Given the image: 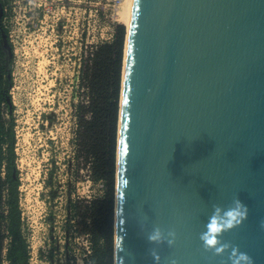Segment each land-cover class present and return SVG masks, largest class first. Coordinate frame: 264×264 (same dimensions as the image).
Here are the masks:
<instances>
[{
  "label": "water",
  "instance_id": "obj_1",
  "mask_svg": "<svg viewBox=\"0 0 264 264\" xmlns=\"http://www.w3.org/2000/svg\"><path fill=\"white\" fill-rule=\"evenodd\" d=\"M236 196L248 219L223 240L264 264V0H132L112 263L156 264L155 248L159 264H225L199 235L212 204ZM153 226L174 230L175 245L149 243Z\"/></svg>",
  "mask_w": 264,
  "mask_h": 264
},
{
  "label": "rangeland",
  "instance_id": "obj_2",
  "mask_svg": "<svg viewBox=\"0 0 264 264\" xmlns=\"http://www.w3.org/2000/svg\"><path fill=\"white\" fill-rule=\"evenodd\" d=\"M90 2L97 4V0ZM126 13L127 1L114 24L123 25ZM97 18L95 29L109 32L105 20L99 14ZM59 49L50 46L46 37L45 59L37 67L36 55L30 52L19 55L18 64L9 67L5 65L9 54L0 45V79L8 83L12 107L21 233L29 264H86L88 238L70 209L101 196L102 189L99 182L89 181L87 167L75 158L76 105L84 96L71 52Z\"/></svg>",
  "mask_w": 264,
  "mask_h": 264
},
{
  "label": "trees",
  "instance_id": "obj_3",
  "mask_svg": "<svg viewBox=\"0 0 264 264\" xmlns=\"http://www.w3.org/2000/svg\"><path fill=\"white\" fill-rule=\"evenodd\" d=\"M124 28L114 25L111 40L96 46L78 74L84 101L76 105L75 158L82 168L87 167L89 181L99 182L102 188L101 196L70 209L88 238L86 264H112L114 157ZM0 45L8 46L5 33H0ZM7 87L8 83L0 79V264L2 260L29 264L21 233L15 131Z\"/></svg>",
  "mask_w": 264,
  "mask_h": 264
},
{
  "label": "built area",
  "instance_id": "obj_4",
  "mask_svg": "<svg viewBox=\"0 0 264 264\" xmlns=\"http://www.w3.org/2000/svg\"><path fill=\"white\" fill-rule=\"evenodd\" d=\"M122 2L97 0L93 6L90 0H0V33H5L12 64H18L19 55L30 52L36 55L37 67L45 59L42 52L46 51L48 37L55 50L65 47L70 51L72 65L80 69L98 44L111 40L110 31L116 25ZM97 14L105 20L109 32L95 29L99 26Z\"/></svg>",
  "mask_w": 264,
  "mask_h": 264
},
{
  "label": "clouds",
  "instance_id": "obj_5",
  "mask_svg": "<svg viewBox=\"0 0 264 264\" xmlns=\"http://www.w3.org/2000/svg\"><path fill=\"white\" fill-rule=\"evenodd\" d=\"M136 5L138 0H135ZM129 182L125 181L127 186ZM249 208L236 196L227 205L213 203L211 213L204 224V230L199 235L202 249L205 253H211L213 257L225 259V264H254L253 258L239 246L226 242L223 237L243 226L248 219ZM260 227L264 229V221ZM142 230L144 226L141 225ZM149 243L160 246L166 244L172 248L176 242V232L172 229L164 230L159 226H153L147 233ZM150 255L156 264L160 262V255L155 248L150 249ZM174 264V262H173Z\"/></svg>",
  "mask_w": 264,
  "mask_h": 264
},
{
  "label": "bare ground",
  "instance_id": "obj_6",
  "mask_svg": "<svg viewBox=\"0 0 264 264\" xmlns=\"http://www.w3.org/2000/svg\"><path fill=\"white\" fill-rule=\"evenodd\" d=\"M126 1H127V13H126V17L124 18L123 25L126 26V28H127L126 29V35H127V30H128L129 21H130V12H131V7H132V0H123L122 5ZM123 60H124V58H123ZM123 63H124V61H122V65H123Z\"/></svg>",
  "mask_w": 264,
  "mask_h": 264
},
{
  "label": "flooded vegetation",
  "instance_id": "obj_7",
  "mask_svg": "<svg viewBox=\"0 0 264 264\" xmlns=\"http://www.w3.org/2000/svg\"><path fill=\"white\" fill-rule=\"evenodd\" d=\"M5 65L12 67V59H11L10 51H9V55L7 56V59H5Z\"/></svg>",
  "mask_w": 264,
  "mask_h": 264
}]
</instances>
